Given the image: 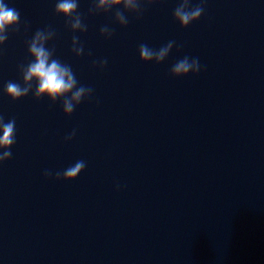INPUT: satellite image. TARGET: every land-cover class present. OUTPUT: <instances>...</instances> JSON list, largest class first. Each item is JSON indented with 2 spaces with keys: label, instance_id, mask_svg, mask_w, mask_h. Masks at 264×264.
I'll return each instance as SVG.
<instances>
[{
  "label": "clouds",
  "instance_id": "obj_1",
  "mask_svg": "<svg viewBox=\"0 0 264 264\" xmlns=\"http://www.w3.org/2000/svg\"><path fill=\"white\" fill-rule=\"evenodd\" d=\"M160 0H93L89 8V14H107L113 9L114 23L120 27H126L129 23L127 14H133L139 18L144 8L159 3ZM206 0H200V3L193 6L191 0H180L178 6L173 11L174 20L181 28H187L192 23L198 21L204 13V4ZM78 0H57L54 12L58 16L66 19V27L73 33H84L87 31V25L83 22V16L78 11ZM27 28V25L25 26ZM20 28V12L10 7L5 0H0V48L6 43L10 31L18 32ZM114 29L108 25L100 28V35L110 39L114 34ZM56 32L50 26L44 29H38L27 42L28 54L32 58L27 65L21 64L19 72L22 83L8 81L4 85V94L12 101H18L27 97L30 93L34 99L40 100L47 98L52 104L58 100L62 101V109L65 116H71L75 108L85 99L92 96L93 88L84 85L78 86V80L70 65L62 63L54 57L55 48L47 47L50 41L55 37ZM176 42L169 41L159 49H153L145 43H141L138 48L139 58L142 62H155L160 64L169 56ZM71 51L75 56L80 57L84 54V46L79 37L73 35ZM91 55V53H89ZM108 61L101 59L93 61V67H99L103 70ZM201 71L199 58H189L184 56L178 60L171 68L173 77H184L189 74L195 76ZM16 121L10 119L7 122L0 115V163L9 160L12 156L11 148L16 143ZM75 130L66 137L71 140L75 136ZM85 161L79 160L74 165L66 168L62 173L56 172L57 181H74L85 169ZM45 178H51L52 172L45 170ZM119 187V186H117Z\"/></svg>",
  "mask_w": 264,
  "mask_h": 264
},
{
  "label": "water",
  "instance_id": "obj_2",
  "mask_svg": "<svg viewBox=\"0 0 264 264\" xmlns=\"http://www.w3.org/2000/svg\"><path fill=\"white\" fill-rule=\"evenodd\" d=\"M200 264H264V190Z\"/></svg>",
  "mask_w": 264,
  "mask_h": 264
}]
</instances>
